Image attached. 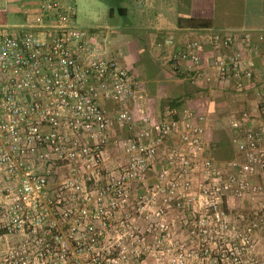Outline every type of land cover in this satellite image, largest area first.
Returning <instances> with one entry per match:
<instances>
[{"label":"built area","instance_id":"1","mask_svg":"<svg viewBox=\"0 0 264 264\" xmlns=\"http://www.w3.org/2000/svg\"><path fill=\"white\" fill-rule=\"evenodd\" d=\"M76 13V6L42 0L19 32L0 24V253H9L0 264H29L11 259L29 248L10 247L8 237L50 235L57 201L72 204V213V201L84 206L77 220H87L83 237L92 241L130 209L143 245L152 238L160 251L166 238L185 233L193 238L189 249L175 248L184 259L260 260L249 255L255 249L248 237L264 216L241 227L229 207L264 199V87L255 88L251 109L229 116L236 150L220 163L207 152L209 115L170 105L152 112L141 83L74 24ZM156 46L191 83L244 93L255 79L248 54L264 55V31L206 28L180 43L169 33ZM114 146L121 160L111 162ZM53 184L68 196H48Z\"/></svg>","mask_w":264,"mask_h":264},{"label":"crops","instance_id":"2","mask_svg":"<svg viewBox=\"0 0 264 264\" xmlns=\"http://www.w3.org/2000/svg\"><path fill=\"white\" fill-rule=\"evenodd\" d=\"M41 1L0 0V24L9 32H19L38 13ZM60 1L68 6H76L74 24L78 26L82 22L91 37L103 44L107 57L114 58L111 47L125 42L145 44L148 39V43L153 44L158 59L163 63L160 65L157 62L159 64H156L157 67L151 64L150 79L140 81L151 111L158 114L172 102L181 101L185 106H192L199 112L207 113L210 117L207 132V152L210 156L211 142L219 141L222 135L231 137L229 116L251 109L255 88L264 87L262 54H248L255 79L244 93H236L217 86L210 89L209 83L204 80L191 83L184 79L167 63L166 52L156 46L157 42L163 40L169 33H174L180 43L196 38L206 28L237 32L264 31V0H97L103 5L104 16L101 19L98 15L88 17L79 7V0ZM118 54L121 52L118 51ZM204 54L209 63L213 53L207 49ZM215 92L218 94L213 99ZM227 95L233 97L234 104ZM233 149L235 154L236 148L232 143L227 146L223 143L218 148V158L215 159L220 163L229 160L222 159L221 156L224 158L227 154L233 153Z\"/></svg>","mask_w":264,"mask_h":264},{"label":"rangeland","instance_id":"3","mask_svg":"<svg viewBox=\"0 0 264 264\" xmlns=\"http://www.w3.org/2000/svg\"><path fill=\"white\" fill-rule=\"evenodd\" d=\"M79 1V7L84 10L88 17L93 18L98 15L100 16V19L103 18V5H101L97 0ZM80 15L82 16V14H79V16ZM78 26L83 28L86 27L82 22L79 23ZM111 49L114 52V58L124 67H126L130 71L133 78L139 82H145L146 80L150 79L149 73L151 64H154L157 67L156 64L159 63L162 65L163 63V61L158 59L157 51L154 50L153 44L148 43V39L147 43L145 44H127L125 42L123 44L112 46ZM118 51L121 52L120 55L118 54ZM111 54L113 55L112 52ZM153 59H156V61ZM217 94L218 92L213 93L212 98H216ZM227 98L230 99L232 104L235 103V100L232 99L233 97L230 98V96L227 95ZM209 152L211 153V150ZM110 160L111 162L121 160L120 152L115 146L111 148ZM97 192V188L91 189L93 197L96 196ZM48 196L51 198H60L68 195L53 184L51 188H49ZM72 203H74L73 205L77 206L75 202L72 201ZM70 208H72V204L70 205L67 202L59 203L58 201L50 206V210H52L54 213L53 217L55 220L52 219L54 220L53 223L50 221L51 225L46 226L45 230L49 234L51 233L50 235H47V237L39 234L9 236L8 244L10 247H15L17 250L20 245L25 243L29 248L24 253H16V257L11 259L21 260L23 257V260L29 262V264H94L95 262H99L97 260L99 255L97 252L103 248L113 249L116 247L121 249V256L115 260L116 264H127V262L123 261L125 260V257L129 256L130 254L134 255L135 253L137 254V258L141 259H136L135 257L133 262L128 263L184 264L181 261L182 257L180 254H178L179 252L176 251L175 248L177 245L183 244L184 249H189L191 244L190 240L193 238L185 233L166 238V243L160 251L158 248L161 247H158L152 238H146V243L143 245L139 242V237L133 233L135 232L134 227H132L134 221L126 216L127 211L130 210L126 209L124 211L118 212L116 217L111 221V224L105 230L104 228L101 229L103 230V235H94L96 239L95 241H92L91 236L83 239V233H87V224L74 223V221L70 218L72 216L77 217L78 214L80 215V213L79 210H75L76 213L73 212V214L70 211ZM229 208L230 219L232 220V218H234V222L241 225V221L239 222L237 219L238 214L246 211L249 213V215L254 214L257 216V213L255 212H259L258 214L261 215V213H264L260 212L264 211V199H258L252 202L231 201ZM262 216H264V214H262ZM122 220H124V222H122ZM243 226H245V224L241 225V227ZM237 227L238 226H236V228ZM237 229L242 230L239 227ZM236 238L237 236H229L228 240L233 241L234 239L236 240ZM248 238L254 240L253 249H255L254 253L249 255L260 257V260L252 259L251 261L254 262H249L248 264H264V228L258 225L256 230H253V235L249 236ZM237 242L239 243V241ZM228 243L229 245L232 244L230 242ZM243 243H248L247 237H245V241H243L241 244ZM91 250H93V253L90 255ZM138 252H141L140 256L138 255ZM7 255H9L7 252L0 253V258H4ZM187 256L188 257L186 259H184V257L182 258L185 264H211L209 261H212L210 256L207 259H199L196 256L190 257V255Z\"/></svg>","mask_w":264,"mask_h":264},{"label":"trees","instance_id":"4","mask_svg":"<svg viewBox=\"0 0 264 264\" xmlns=\"http://www.w3.org/2000/svg\"><path fill=\"white\" fill-rule=\"evenodd\" d=\"M170 106H185L184 103H182L181 101L179 102H172L170 104ZM192 108V106H190ZM194 109V108H193ZM228 137V136H227ZM225 137V135H222V138H220V140L218 141H213L211 142V155L214 157V158H218V148L223 144V143H226V146L229 144V143H232L231 141V138H227ZM234 156V149H233V153H230V154H227L226 156H221L222 159H230L231 157ZM220 157V156H219ZM74 208L75 210H81L82 209V204L79 203L76 205H74ZM260 212H264V211H260ZM257 213V216H255L254 214L252 215H249L248 212L244 211L242 212L241 214H244L245 218L243 221H241V225L242 224H245L248 225V224H253L254 222L258 221L260 222L261 218L263 217L262 214L264 213H261L258 214L259 212H255ZM79 214L77 216V218H75L73 221L74 223L76 224H79V221L82 223V224H86L87 220L86 219H81V220H77L79 219ZM257 219V220H256ZM243 226V227H245ZM264 228V226L262 227ZM86 229L88 230V227H86ZM41 234H43V232H41ZM83 237V236H82ZM88 236L87 234L83 237V239H86ZM104 249V250H103ZM102 250H100L99 252H97L98 257H97V260L99 262H95L94 264H116L115 263V260L120 258L121 256V252H120V249L119 248H113V249H110V248H103ZM93 253V250L90 251V255ZM95 253V252H94ZM135 257L136 259H141V258H137V256H134L133 254H130L129 256H126L125 257V260H123L124 262H127V264H133V263H128V262H133L135 260Z\"/></svg>","mask_w":264,"mask_h":264}]
</instances>
